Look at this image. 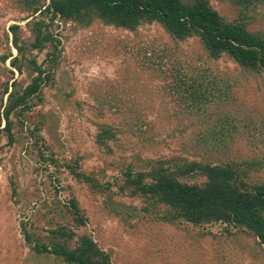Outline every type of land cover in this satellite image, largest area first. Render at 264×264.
<instances>
[{
	"label": "rangeland",
	"instance_id": "1",
	"mask_svg": "<svg viewBox=\"0 0 264 264\" xmlns=\"http://www.w3.org/2000/svg\"><path fill=\"white\" fill-rule=\"evenodd\" d=\"M179 2L264 37V0ZM124 24L90 5L62 15L50 0H0V115L33 65L49 75L40 100L10 114L12 142L0 131V264H78L68 254L92 244L110 264H264L247 228L168 222L165 208L120 190L128 166L185 162L231 164L249 186L264 183V69L211 56L191 24L182 38L144 14ZM102 123L114 129L105 145Z\"/></svg>",
	"mask_w": 264,
	"mask_h": 264
},
{
	"label": "trees",
	"instance_id": "2",
	"mask_svg": "<svg viewBox=\"0 0 264 264\" xmlns=\"http://www.w3.org/2000/svg\"><path fill=\"white\" fill-rule=\"evenodd\" d=\"M50 1L54 12L62 15L69 10H79L82 6L90 5L101 20H112L118 25H125L124 23L132 17L148 15L167 32L179 38L186 35V25L191 24L199 31L203 45L211 56L218 57L220 53H224L242 66H259L264 69V37H254L238 25L223 23L215 11L202 5L203 2L187 8L182 6L179 0ZM15 28L12 26L11 30ZM14 43L17 52L21 53L22 48L16 45V38ZM11 65L18 73L23 72L22 64L17 63L16 57H13ZM33 69L36 74L33 76L30 72L27 73L33 77L19 95L8 93L7 87L3 91L4 95L8 93L9 103L3 115H0V124L2 118L6 122L0 131L7 132L9 143L12 142L10 114L21 104L27 103L31 97L38 98L41 86L46 84L49 78V75H43L41 67L33 65ZM97 128V143L105 145L107 140L113 137L114 129L106 123L97 125ZM132 169L128 166L124 172L125 179L120 190L130 189L131 191H128L131 195L142 197L147 205L158 210L165 208L168 222H187L194 226L210 223L242 226L247 228L264 248V183L249 186V183L243 180V171L234 165L185 162L182 166L174 168L175 170L160 164L152 166L148 173ZM197 173L205 178L202 185L182 180ZM92 246V252L84 246L79 252L68 254L69 261L78 264H110L108 257L95 249V245ZM92 254L94 259L90 261Z\"/></svg>",
	"mask_w": 264,
	"mask_h": 264
}]
</instances>
